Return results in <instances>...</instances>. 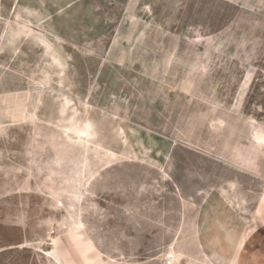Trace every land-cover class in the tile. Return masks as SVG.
<instances>
[{
	"label": "rangeland",
	"instance_id": "1",
	"mask_svg": "<svg viewBox=\"0 0 264 264\" xmlns=\"http://www.w3.org/2000/svg\"><path fill=\"white\" fill-rule=\"evenodd\" d=\"M0 264H264V0H0Z\"/></svg>",
	"mask_w": 264,
	"mask_h": 264
}]
</instances>
